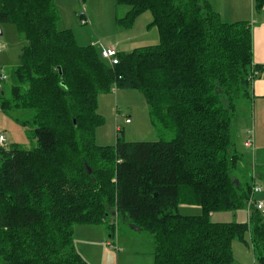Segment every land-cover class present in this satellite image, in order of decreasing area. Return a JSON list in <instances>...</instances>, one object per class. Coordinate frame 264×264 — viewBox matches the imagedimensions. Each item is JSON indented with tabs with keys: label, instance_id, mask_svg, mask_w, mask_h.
Instances as JSON below:
<instances>
[{
	"label": "trees",
	"instance_id": "1",
	"mask_svg": "<svg viewBox=\"0 0 264 264\" xmlns=\"http://www.w3.org/2000/svg\"><path fill=\"white\" fill-rule=\"evenodd\" d=\"M115 1L126 8L118 28L149 13L159 42L117 52L111 66L100 48L57 29L54 0H0V29L12 25L24 43L9 75L0 69V109L37 144L0 148V264H86L73 227L111 216L148 234L153 264H232V241L246 232L264 264V212L251 206L245 224L209 220L245 209L264 169L260 152L247 158L232 138L238 104L260 75L251 22H224L206 0ZM253 10L264 12V0ZM113 88L142 94L155 131L172 138L97 145L98 96ZM237 166L251 183L232 175ZM179 205L201 213L182 216Z\"/></svg>",
	"mask_w": 264,
	"mask_h": 264
},
{
	"label": "rangeland",
	"instance_id": "2",
	"mask_svg": "<svg viewBox=\"0 0 264 264\" xmlns=\"http://www.w3.org/2000/svg\"><path fill=\"white\" fill-rule=\"evenodd\" d=\"M54 2L58 7L61 18V23L59 21L57 23L58 30L64 28H78V30L84 28L91 30L90 26L84 27L81 25L77 15L86 12L91 17H94L90 20H93L91 24L94 22L92 26L97 32H91V35L95 38V44H92V46L98 49L101 46L107 48L108 44L114 45L113 38L114 40L116 38L120 39L118 47L122 49V53L131 52L133 49L139 47L154 46L159 42L156 28L149 27L151 22L149 13H143L137 17L136 22L129 31L118 28L115 20L117 17L124 15L126 8L117 6L115 0H54ZM257 20V14L253 13L251 21L257 23ZM5 28L14 32V34L16 33L12 25H6ZM1 30L3 35L0 37V54L14 53L18 57L21 53V46L18 39L16 36L11 37L7 31H4L3 26ZM138 35H148L152 39L145 41L138 40L128 47L121 44L125 38ZM5 70L7 73L3 72L9 75V68ZM4 92L5 95L9 96L8 84L4 85ZM97 113L104 120L103 124L97 126L95 131V142L97 145H112L115 143L117 137L127 142L169 141L172 138L171 133L162 135L155 131L150 123L144 97L137 91L117 90L113 88L109 93L100 94L98 96ZM7 114L0 111V132H3L6 138V147L16 144L26 150L35 148L37 144L33 135V129L30 127L24 129L22 126L15 124L11 115ZM258 116L259 105L254 104L252 99L240 102L232 126V138L234 148L238 153L246 155L252 151L255 154L258 146L257 150L260 154L257 157V162L263 168L264 123L262 122L259 125V130ZM127 118L131 122L129 125H125L124 123ZM116 125L122 126V132H115ZM250 129L253 130L256 149L254 145V149L247 150L244 148L243 143L246 140L247 131ZM249 172L248 169L244 170L242 167L237 166L236 169L232 170V175L244 180V182L251 183ZM257 172L259 176H263L264 169ZM256 184L262 186V191L256 193L253 196V200L255 202H261L264 205L262 201L264 196V181L257 179ZM200 210L199 207L194 205H179L178 211L183 216L199 215L201 213ZM209 220L213 223L245 224L248 222L247 207L245 209H238L235 212H211L209 214ZM111 233L114 234L113 238H109ZM72 237L76 252L86 264H153L152 253L154 248L148 234L136 231V229L129 226L126 222L118 220L115 216H111L105 223L100 225H75L73 227ZM244 239L247 245L241 242L238 237L232 241V251L235 255L234 264H237V261L243 264H263L256 261L252 255L253 252L250 247L248 232L245 233ZM114 242L119 247L118 250H116L115 245L113 247L107 245V243L113 244ZM242 249L248 252L249 257L244 256L242 258L240 254Z\"/></svg>",
	"mask_w": 264,
	"mask_h": 264
},
{
	"label": "crops",
	"instance_id": "3",
	"mask_svg": "<svg viewBox=\"0 0 264 264\" xmlns=\"http://www.w3.org/2000/svg\"><path fill=\"white\" fill-rule=\"evenodd\" d=\"M206 1L209 3L211 8L219 14L220 18L224 22H233V21L234 22H236V21H250V22H252L251 20H252L253 13H256L255 11L253 12V0H206ZM55 5H56V3H55ZM57 9H58V7H57ZM256 14L258 17L257 23H255V22L251 23L252 24L253 65L255 67H257V70H258L260 75H259V78L256 79L252 83L251 99H252L254 104H257V106L259 105L258 128L260 130L259 125L262 122L264 123V12L261 11V12L256 13ZM79 15H81V14L77 15L79 18V21H80ZM87 15L88 14L85 12L84 16L87 19V23L81 24V25L84 27L90 26L91 30H86L84 28L81 30H78V28H76V29H70V28L69 29H67V28L60 29V30H70L73 33L77 44L81 45V46L95 44V42H94L95 38L91 35V32H97V31L93 29L92 24L94 22L91 24V22L93 20L92 21L90 20V19H93L94 17H91L90 15L87 16ZM58 21H59V23H61L60 14H59V20ZM5 27H6V25L3 26V30L7 31V33L9 35H11V37L16 36V38L18 39V42L20 43V46L22 47L24 43L19 38L17 33L14 34V32H11V30L6 29ZM124 31H129V30H124ZM121 34H123V33H121ZM2 35H3V32L1 30L0 37ZM148 39H152V38L149 37L148 35H138V36H133L131 38H125L121 44L124 45L125 47H128L129 45L135 43L138 40L145 41ZM119 40L120 39H118V38H116L115 40L113 38L114 45L108 44L107 48H113L118 52H123L122 49L120 47H118V45L120 44ZM101 48H102V46H101ZM101 48H100V50H101ZM0 53H1V51H0ZM18 59H19V56L16 57V55L14 53H2V54H0V69L2 71H4L5 73H7L5 70L7 68H9V71H12V69L18 65V62H17ZM10 119H12V118H10ZM12 120L14 121V119H12ZM130 123L131 122L125 123V125H129ZM15 124H17V123L15 122ZM17 125H19V124H17ZM116 127L121 129L122 126L116 125L115 126V132H116ZM254 145H255V142H254ZM255 149H256V145H255ZM257 149H258V146H257ZM257 149H256V153L259 154V151ZM248 153L245 156L247 158H248ZM257 178L260 179L261 181L262 180L264 181V174H263V176H259V174H258ZM262 199L261 200L264 203V196ZM182 207H181V209H182ZM184 209H186V208H184ZM183 216H196V215H183ZM247 219H248V214H247ZM249 242H250V239H249ZM244 244H246V241H244ZM113 245L116 246V250L119 249V247L116 245L115 242L113 243ZM240 254H241L242 258H244V256L249 257V254L246 250L242 249L240 251ZM252 255L254 257V254H252ZM152 256H153V253H152ZM254 259H255V257H254ZM240 261H241V258H240ZM234 262H235V255L233 254V263L232 264H234ZM237 264H243V263L237 261Z\"/></svg>",
	"mask_w": 264,
	"mask_h": 264
},
{
	"label": "built area",
	"instance_id": "4",
	"mask_svg": "<svg viewBox=\"0 0 264 264\" xmlns=\"http://www.w3.org/2000/svg\"><path fill=\"white\" fill-rule=\"evenodd\" d=\"M79 17H80V23L81 24L87 23V20L84 16V13L79 15ZM101 58L104 59L105 61H107L111 66L116 65L118 63L117 51L113 48L102 47L101 48ZM4 80H6V76L4 74H2L0 71V88H1L2 82ZM128 122H129V120H125V123H128ZM243 146L247 150L254 149V137H253V130L252 129L247 131L246 140L244 141ZM0 148H6V138L3 134V132H0ZM250 153H253V152L250 151ZM261 191H262V187L255 184L253 187V190H252L251 198L247 204L248 205L247 206V214H248V211L250 210L251 206H254V208L260 212H264V205L261 202H255L253 200V196L256 193H259ZM107 245L111 247V243H107Z\"/></svg>",
	"mask_w": 264,
	"mask_h": 264
},
{
	"label": "water",
	"instance_id": "5",
	"mask_svg": "<svg viewBox=\"0 0 264 264\" xmlns=\"http://www.w3.org/2000/svg\"><path fill=\"white\" fill-rule=\"evenodd\" d=\"M0 35H1V29H0ZM58 70H60V69H58ZM88 172H90V171H88ZM132 228H134V229H136V231H140V229L139 228H135V227H132Z\"/></svg>",
	"mask_w": 264,
	"mask_h": 264
},
{
	"label": "bare ground",
	"instance_id": "6",
	"mask_svg": "<svg viewBox=\"0 0 264 264\" xmlns=\"http://www.w3.org/2000/svg\"><path fill=\"white\" fill-rule=\"evenodd\" d=\"M240 242V241H239ZM247 247V246H246Z\"/></svg>",
	"mask_w": 264,
	"mask_h": 264
}]
</instances>
